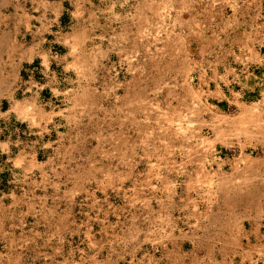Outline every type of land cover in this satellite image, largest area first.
Wrapping results in <instances>:
<instances>
[{
	"label": "rangeland",
	"instance_id": "rangeland-1",
	"mask_svg": "<svg viewBox=\"0 0 264 264\" xmlns=\"http://www.w3.org/2000/svg\"><path fill=\"white\" fill-rule=\"evenodd\" d=\"M21 10L18 76L0 35V264L207 263L180 246L241 227L214 199L259 192L264 0H0L4 23Z\"/></svg>",
	"mask_w": 264,
	"mask_h": 264
},
{
	"label": "crops",
	"instance_id": "crops-1",
	"mask_svg": "<svg viewBox=\"0 0 264 264\" xmlns=\"http://www.w3.org/2000/svg\"><path fill=\"white\" fill-rule=\"evenodd\" d=\"M18 12V11H15ZM22 10L20 14L15 13L13 18L19 19L16 20V24L9 25V23H4L3 20L8 19V15H0V35H9L10 42L14 45V53L10 55V61H12V65L14 66L13 76H18L21 68V64L26 63L27 59L30 58L31 50H29L28 43L22 39L24 35H28L29 27L27 24H22ZM23 35V36H22ZM17 50V51H16ZM3 73L6 76H9L8 71L4 70ZM8 86V82H6V87ZM263 155V154H262ZM260 167V173L257 177H259V181L254 180L257 184L254 185L256 188H259V192L252 190V183L248 184L247 190L245 193L251 192V194H246L241 199L236 198L237 193L230 194V196H226L225 198L214 199L216 204H221L224 201L230 205L228 207V216L229 218H233L232 225L235 227L238 223H241V227L236 228L235 231L227 234L226 236L229 238L228 242H218L211 243L208 245H187L180 246L179 251H196L197 257L195 256V261H206L207 263L202 264H264V232L260 229H248L244 227L243 222H247L249 220H256L260 218L264 211V166L263 163ZM252 181V182H254ZM252 186V187H251ZM253 193H257L255 197H251ZM241 194V193H240ZM248 195V196H247ZM257 196V197H256ZM259 197V199H258ZM245 198L246 203H251L253 200L259 204V212L257 213L255 209L250 207H244L242 205V199ZM254 204V202H253ZM263 205V206H262ZM255 207V206H254ZM227 209V208H226ZM225 213V209L221 210ZM261 213V214H259ZM215 216H220L219 210L214 211ZM222 214V213H221ZM223 215V214H222ZM258 217V218H257ZM227 237H225L227 239ZM184 248V249H183ZM259 257L260 259H257ZM263 257V258H262ZM200 258V260H199ZM188 262V261H187ZM186 260H181L177 262V264H187ZM199 262L198 264H200Z\"/></svg>",
	"mask_w": 264,
	"mask_h": 264
}]
</instances>
